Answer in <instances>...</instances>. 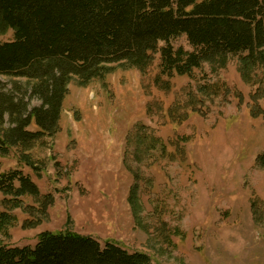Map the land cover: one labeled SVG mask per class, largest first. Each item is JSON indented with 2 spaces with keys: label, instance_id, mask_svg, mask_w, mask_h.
Returning a JSON list of instances; mask_svg holds the SVG:
<instances>
[{
  "label": "rangeland",
  "instance_id": "1",
  "mask_svg": "<svg viewBox=\"0 0 264 264\" xmlns=\"http://www.w3.org/2000/svg\"><path fill=\"white\" fill-rule=\"evenodd\" d=\"M172 44L194 50L185 35ZM150 57L144 75L115 66L86 85L72 78L54 135L0 154V174L22 169L40 190L11 211L18 222L0 243L34 248L43 231H72L151 264H264V65L253 84L233 56L223 69L162 76V89L160 53Z\"/></svg>",
  "mask_w": 264,
  "mask_h": 264
},
{
  "label": "trees",
  "instance_id": "2",
  "mask_svg": "<svg viewBox=\"0 0 264 264\" xmlns=\"http://www.w3.org/2000/svg\"><path fill=\"white\" fill-rule=\"evenodd\" d=\"M8 31L13 40L0 42V77L12 80L10 87L0 80L3 156L54 135L72 78L86 85L118 66L144 75L151 52L160 53L154 83L162 89V76L192 77L205 64L223 69L233 56L241 59L243 80L253 84L257 68L264 65V0H0V36ZM183 35L192 52L172 44ZM199 91L205 93L206 87ZM34 98L41 105L31 108ZM33 122L35 132L28 129ZM142 139L138 146L144 145ZM24 161L39 171L29 157ZM258 163L264 167V153ZM0 195L5 208L0 210V235L7 236L18 222L11 211L25 196L40 197V190L31 176L14 169L0 174ZM40 220L27 221L25 227ZM37 239L34 248L0 243V264H151L147 254L130 253L109 241L102 246L72 231H43Z\"/></svg>",
  "mask_w": 264,
  "mask_h": 264
}]
</instances>
